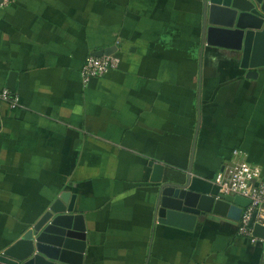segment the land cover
Returning <instances> with one entry per match:
<instances>
[{
  "label": "crops",
  "instance_id": "crops-1",
  "mask_svg": "<svg viewBox=\"0 0 264 264\" xmlns=\"http://www.w3.org/2000/svg\"><path fill=\"white\" fill-rule=\"evenodd\" d=\"M116 47L121 67L85 85L88 56ZM203 42V0H15L0 7V254L64 192L76 196L84 264H260L239 222L193 233L156 222L158 185L219 198L236 151L264 176V66Z\"/></svg>",
  "mask_w": 264,
  "mask_h": 264
},
{
  "label": "water",
  "instance_id": "water-1",
  "mask_svg": "<svg viewBox=\"0 0 264 264\" xmlns=\"http://www.w3.org/2000/svg\"><path fill=\"white\" fill-rule=\"evenodd\" d=\"M203 42L208 47L230 50L242 57V68L253 71L264 66V0H203ZM117 48L97 53L110 56ZM18 73L10 74L7 88L16 92ZM150 181L156 188V222L193 233L201 219L213 214L241 219L248 199L226 196L223 199L190 190V182L164 183L165 166L151 161ZM205 200L209 205H204ZM76 196L62 193L13 245L0 254V264H84L88 247L87 226L83 215L75 212ZM256 215H254L255 218ZM256 238L264 239V229L251 222ZM260 264H264V259Z\"/></svg>",
  "mask_w": 264,
  "mask_h": 264
},
{
  "label": "built area",
  "instance_id": "built-area-1",
  "mask_svg": "<svg viewBox=\"0 0 264 264\" xmlns=\"http://www.w3.org/2000/svg\"><path fill=\"white\" fill-rule=\"evenodd\" d=\"M15 0H0V7L8 6ZM121 58L117 54L110 56H88L80 71L85 85L93 80L105 77L113 71L120 69ZM4 103L10 109L16 110L20 105V98L9 90L0 91V104ZM242 153L236 151L229 165L217 175L215 184L219 190V199L226 196H240L250 201V206L243 209L239 221L238 235L249 238L253 243L262 247L264 255V239L256 238L253 230L249 228L252 221L264 229V176L260 167L241 159ZM254 215L255 218H254Z\"/></svg>",
  "mask_w": 264,
  "mask_h": 264
},
{
  "label": "rangeland",
  "instance_id": "rangeland-1",
  "mask_svg": "<svg viewBox=\"0 0 264 264\" xmlns=\"http://www.w3.org/2000/svg\"><path fill=\"white\" fill-rule=\"evenodd\" d=\"M244 244L247 246V247H249V246H251V242H250V239L249 238H244Z\"/></svg>",
  "mask_w": 264,
  "mask_h": 264
},
{
  "label": "bare ground",
  "instance_id": "bare-ground-1",
  "mask_svg": "<svg viewBox=\"0 0 264 264\" xmlns=\"http://www.w3.org/2000/svg\"><path fill=\"white\" fill-rule=\"evenodd\" d=\"M205 203H206V205H209V202L207 200H205L204 205H205Z\"/></svg>",
  "mask_w": 264,
  "mask_h": 264
}]
</instances>
